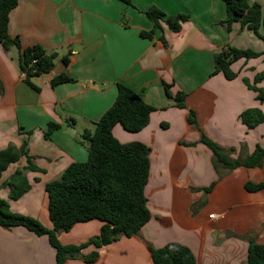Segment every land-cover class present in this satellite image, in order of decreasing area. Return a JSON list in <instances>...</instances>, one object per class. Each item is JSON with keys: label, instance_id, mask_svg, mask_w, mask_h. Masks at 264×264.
<instances>
[{"label": "crops", "instance_id": "1", "mask_svg": "<svg viewBox=\"0 0 264 264\" xmlns=\"http://www.w3.org/2000/svg\"><path fill=\"white\" fill-rule=\"evenodd\" d=\"M18 1L10 14V36L18 37L24 48L39 45L57 57L55 69L34 80L37 91L24 80L18 48L7 52L0 43V151L27 143L32 162L43 171L26 173L31 189L16 201L10 199L7 183L28 165L27 158L3 173L0 198L9 202L11 211L53 227L46 186L72 164L88 160L82 136L95 131L123 84L155 108L142 131L130 133L121 125L113 130L121 143L139 142L151 149L145 193L152 218L139 236L84 249L83 257L98 252L95 262L81 258L66 264H154L148 244L162 248L171 243L189 247L197 264H247L249 240L264 245V162L256 168L216 169L213 152L201 140L207 136L233 150L231 158L240 161L257 146L264 147V123L248 129L240 119L250 109L264 114L258 92L244 83L247 79L254 84L258 70H245L264 58L236 62L232 69L238 76L232 81L216 73V58L226 47L249 49L238 41L239 31L259 38L240 23L228 29L223 0H132V5L119 0ZM248 1L259 3L264 11V0ZM151 6L189 20L179 32L162 24L163 31L153 39L143 38L141 33L153 28L145 15ZM258 48L264 53L262 46ZM244 64V72L238 74L236 66ZM62 74L74 82L53 87L52 79ZM165 84L172 94L187 95L185 109L176 106ZM254 85L264 89V81ZM191 111L197 127L188 122ZM50 123L60 128L47 139ZM248 183L263 188L248 191ZM212 184L214 188L205 191ZM102 227L99 220L79 223L59 239L63 245L79 246L98 237ZM0 264H56V252L47 236L24 227H0Z\"/></svg>", "mask_w": 264, "mask_h": 264}, {"label": "trees", "instance_id": "2", "mask_svg": "<svg viewBox=\"0 0 264 264\" xmlns=\"http://www.w3.org/2000/svg\"><path fill=\"white\" fill-rule=\"evenodd\" d=\"M132 5V0H119ZM227 17L225 24L231 30L234 23H240L242 29H248L264 42V11L259 3H250L248 0H223ZM18 0H0V43L5 51L12 47L18 48L19 66L25 76V82L33 89H40L34 80L50 74L56 66L54 54H47L39 45L24 48L18 37L12 38L9 34L10 14L18 6ZM145 15L151 21L153 28L150 32H142L143 38L153 39L158 31H163L165 24L171 32H179L183 23L189 20L187 15L179 14L167 16L156 6H151ZM164 41V38H162ZM264 53L250 49H237L228 46L216 58L217 72L229 80H235L237 73L232 66L241 60L258 59ZM63 64H69V56H65ZM264 81V71L255 77L254 84ZM74 80L67 74L52 79L53 87ZM248 87L258 92V99L264 102V89H258L254 84L246 81ZM169 97L174 98L176 106L186 108L187 95L184 92L171 93V86L165 84ZM155 108L148 105L143 98L126 85H118L117 99L111 108L96 124L94 132L85 131L82 138L88 144L89 157L84 163H74L58 180L47 184L46 192L49 198V214L53 227H45L37 219L11 211L10 204L0 198V227L11 229L24 227L38 236H47L50 245L56 252V264H66L69 259H84L88 263L95 262L99 254L94 252L83 257L82 251L90 245L97 248L111 245L122 237L132 238L139 236L142 228L151 220L146 197V187L150 176L151 149L139 142L123 144L113 134L117 125L130 133H138L145 129L150 122ZM241 122L248 129H254L264 123V114L259 109H250L240 116ZM191 126L197 127L196 114L191 111L188 117ZM60 125L50 123L46 138H50ZM29 134H31L29 132ZM201 142L214 155L215 168L223 167L233 171L239 167H261L264 162V147L257 146L255 151L244 161L231 158L233 150H226L203 136ZM25 143L21 148L10 145L0 151V182L3 173L13 164L26 157L28 165L18 169L7 185L10 187V199L19 200L31 189L26 173L43 172L32 162V157ZM218 171V170H217ZM38 180V179H37ZM212 184L205 191L214 188ZM262 184L248 183V191H258ZM1 189V186H0ZM99 220L103 223L98 237L77 245H63L59 239L61 233L70 232L75 225ZM154 264H197L193 251L182 244L171 243L162 248H155L148 244ZM247 264H264V245L255 239L249 240Z\"/></svg>", "mask_w": 264, "mask_h": 264}, {"label": "rangeland", "instance_id": "3", "mask_svg": "<svg viewBox=\"0 0 264 264\" xmlns=\"http://www.w3.org/2000/svg\"><path fill=\"white\" fill-rule=\"evenodd\" d=\"M237 32V31H236ZM240 33H239V36H237V38H238V41H243L242 43H244L245 45H246V47H249V49H251V50H253V51H256V52H258V53H261V52H259V51H257V49L259 50V46H262L263 48H264V43L261 41V40H259V39H257L256 40V38L254 39V37L253 36H251V35H248L249 33H248V31H239ZM251 36V37H250ZM256 40V41H255ZM248 45H250V46H248ZM256 49V50H255ZM261 58H264V55L263 56H261ZM260 60V59H259ZM246 62H248V61H246ZM245 62V63H246ZM260 64V65H259ZM259 66H261V68L260 69H258V67ZM243 67L245 68L246 67V65L244 64V66H241V65H239V66H236V69L238 70V74L239 73H241V72H244V70H243ZM258 70V72H257V75L258 74H260L261 72H263L264 71V60L263 61H257L256 62V65H255V67L253 68V69H246L245 70V72L247 73V72H250V73H254V72H256ZM256 75V76H257ZM254 80H255V78H254ZM254 80H253V83H254ZM246 81H248L247 79H244V83L246 84ZM260 84H262L263 83V81H261V82H259ZM246 86H248L247 84H246ZM264 86H262V88H263Z\"/></svg>", "mask_w": 264, "mask_h": 264}, {"label": "built area", "instance_id": "4", "mask_svg": "<svg viewBox=\"0 0 264 264\" xmlns=\"http://www.w3.org/2000/svg\"><path fill=\"white\" fill-rule=\"evenodd\" d=\"M210 218H211V219H214V218H215V215L210 216Z\"/></svg>", "mask_w": 264, "mask_h": 264}]
</instances>
